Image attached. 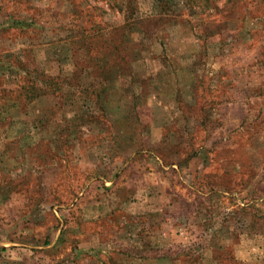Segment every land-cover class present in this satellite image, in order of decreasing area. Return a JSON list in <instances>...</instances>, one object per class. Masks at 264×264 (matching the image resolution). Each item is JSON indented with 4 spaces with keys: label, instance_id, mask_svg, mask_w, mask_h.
Listing matches in <instances>:
<instances>
[{
    "label": "rangeland",
    "instance_id": "374dc122",
    "mask_svg": "<svg viewBox=\"0 0 264 264\" xmlns=\"http://www.w3.org/2000/svg\"><path fill=\"white\" fill-rule=\"evenodd\" d=\"M184 1L0 0V264H264V1L194 0L192 12ZM135 6L142 19L128 31ZM222 18L233 22L219 33L194 29ZM132 41L143 59L129 69L135 82L147 56L166 72L159 101L176 146L160 147L165 129L145 108L110 109L134 102L128 83L122 94L82 93L99 83L91 59ZM27 78L62 86L27 100ZM209 141L232 148L227 164L211 151L221 162L204 169L223 187L211 193L188 187ZM151 149L194 161L177 174L132 154Z\"/></svg>",
    "mask_w": 264,
    "mask_h": 264
},
{
    "label": "crops",
    "instance_id": "0c3cea01",
    "mask_svg": "<svg viewBox=\"0 0 264 264\" xmlns=\"http://www.w3.org/2000/svg\"><path fill=\"white\" fill-rule=\"evenodd\" d=\"M258 1H264V0H258ZM193 26H194V29H200L201 28V26H199L197 24H195ZM248 33H246V34L248 35ZM141 59H142V57L140 55H138V57H136V56L129 54L128 61H127L129 68L131 69L133 67L132 64L136 63L135 61H141ZM156 59H158V58H156ZM142 61H143V59H142ZM150 61H154V57H150V56L145 57V62H146L145 74H146V76L144 78H141L140 80H136V82H133L132 85L129 84V86L134 91V96H135L134 102L127 105V104L121 103L120 101H117V102L114 101V102L110 103V109L113 111H122V109H125L126 106H129V107L135 109V111H136V110L145 108L150 113L151 125H153L154 127H160V128L165 129L164 134H163L162 146H160V147L164 148L165 145L170 143L171 139H173L174 146H176V144L180 142V137L175 136L177 134L171 128V117H167L166 114H164L165 113L164 109H165L166 105H163L159 101V96L166 92L165 89H166V86H168L166 83H164L165 78H166V72H164L165 73V75H164L163 73L159 72L158 70H156V71L152 70L153 67L151 66V68H150ZM158 61L159 62L160 61H166V57L164 55H161L159 57ZM108 68L110 69V67H108ZM109 69H107L105 67V68L101 69L102 71H99V74L101 72V74H100L101 78H107L108 80L110 79V77L113 75L114 70H116V68L114 67L112 72ZM136 74L138 75L137 72H136ZM118 76L119 75L115 74L113 79L109 81V85L112 84L113 90L117 89L118 92L120 94H122V90L120 89L122 87V77H118ZM215 76H216V74H215ZM161 79H162V83H161ZM173 79H174V77H173ZM124 92H125V90H124ZM206 131H210V130L206 129ZM257 134L258 133H254L253 136H256ZM225 136H228V134ZM205 137L208 138L209 134H205ZM222 140L226 141V138L221 137L220 139L215 140V141L220 142L218 144H221ZM6 142L8 144V140L5 141L4 138H2L0 140V145H3L4 143L6 144ZM216 142L209 141L208 144H205V145L203 142V145H201L199 147L202 150L199 151V153H197V156L195 158L194 167L196 166V168H195L196 171H194V173L191 174V179H193L196 184L194 186H192V185L188 186L189 188H191L193 190H198V191L205 189L210 193L212 191H216L217 189L223 188L221 184H218L215 181H211L212 178H218L222 174H218L216 170L212 171V170L204 169L207 166L209 161H211V164L216 166V167L220 164L219 162H221V160H220L221 157L219 159L217 158L218 157L217 152H215V153L211 152L213 149L214 150L218 149V148L222 149V151L224 152L223 158H224V161L226 164H227L228 158L232 159V152H231L232 148L228 147L227 144H225L223 146H218V144ZM140 153H146L147 154L146 157H148V158L151 155V157H155L156 159H158L160 162V165H159L160 169H162V170L169 169L170 171L176 172L177 174H179L180 172H185V170L186 171L189 170V169H187V167L191 168V164H193V161H194V157L189 158V156H187L185 153L177 152V151H172L171 153H168L166 156H165V154L167 152L164 155L156 154V152L152 151V149L151 150H137V151H134V153H132V154H140ZM18 154H20V153H18ZM31 155H33V154L31 153ZM171 156H173V157L171 158ZM232 168H233V165H232L231 169ZM110 177L111 176L107 177L106 175L100 176V178L103 180V182L113 181L114 176H112V178H110ZM205 178H209V180L211 182H203V179H205ZM200 185L204 186V187H201ZM153 186L154 187H160L159 183H155Z\"/></svg>",
    "mask_w": 264,
    "mask_h": 264
},
{
    "label": "trees",
    "instance_id": "16d2710c",
    "mask_svg": "<svg viewBox=\"0 0 264 264\" xmlns=\"http://www.w3.org/2000/svg\"><path fill=\"white\" fill-rule=\"evenodd\" d=\"M208 1V0H207ZM185 5L187 8H185V10L187 11H190L192 12V10L196 9L197 8V4L194 0H185ZM214 7V6H213ZM136 9V11H135ZM215 12H219L217 11V7H215L214 9H211V12L214 11ZM160 13L163 14V16H167V17H170V18H174L176 16H180V14H178V12H174V11H170L167 7L163 8V10H158ZM136 12H137V8L136 6L135 7H132L130 10H129V13L127 14V18L130 19V21H133L131 22L130 24V27H129V30L128 31H132L131 30V26L134 24V21H140L142 18L141 17H138V15H136ZM224 14V12L222 13V15ZM149 18L151 19H147L149 21H152L153 20V16H150ZM245 20H248L250 21V18L249 17H246L244 16ZM242 18V19H244ZM222 22V23H221ZM232 23V21H230L228 18H222L220 20V22H212V21H202L200 23H196L197 25L201 26V28L199 30H204V31H207V35H212V34H215V33H219V31H223L224 29V25L226 23ZM137 23L135 22V25ZM127 25V26H128ZM228 26V24L226 25ZM120 30H122L121 32V37H123V35H126V34H123L127 31L128 28H123V26H121L120 28H118ZM239 30H241L239 28ZM140 31L139 28H136V33L138 34ZM238 31V30H237ZM134 32V31H133ZM238 35H242L244 33H248L246 32V30H241V31H238L236 32ZM130 39V38H128ZM131 41V40H130ZM131 45V47H130ZM129 46H125L121 49H119V47H117V49L115 48L114 50V53L112 52H109V50H105V49H102L100 51V53H98V55L95 57V58H92L91 60H93V65L90 66L91 67V70L97 72L96 75H97V80L99 81V83H96L97 84V88H91L92 91H89V88L90 86L92 87V85H90L91 83L89 84H85L82 88V93H85L86 95L87 94H94L96 96V98L98 96H100L101 94L107 92V90L109 91H112L113 90V87H112V84L109 85V81L113 79V77L116 75H119L118 77H122V82H124L125 84H127V87L130 85H132L133 82H135L132 78H131V70L129 71V65H128V57H129V54L133 55V56H136L138 57V55H140V49L138 48V42H133L130 44ZM118 51V52H117ZM134 52V53H133ZM104 55H107V57L104 58ZM104 58V59H100V58ZM112 59L113 62L110 60ZM107 68L109 69L108 67H110V71L112 72V70L114 69V67L116 68V70H114V73L113 75L110 77V79L108 80L107 78H101V72L99 74V71H102L101 69L102 68ZM83 70V69H82ZM116 72V73H115ZM40 76H42V74H39ZM30 78H27L26 83L25 84H21V86L19 88H21L20 92L21 94L24 96L25 99L27 100H31V99H34L36 97H40L42 96L44 93H46V90H43V86L45 87V89H50V93H54V90H58L62 85H61V82L58 83L56 82L55 80H52L51 78H47V79H38L39 82H35V81H32V80H29ZM37 81V79H36ZM38 83L39 86L37 85ZM124 85V84H123ZM196 86V84L194 85ZM85 87V88H84ZM90 89V90H91ZM122 91H124V88L121 87L120 88ZM133 103V102H132ZM3 108H8V105H4L3 107H0V111H3ZM133 109V108H132ZM135 110V109H134ZM204 124H205V121H204ZM7 149V146H3L2 147V151H5ZM228 180V178L226 179ZM9 181L5 182L8 183ZM225 184L227 182H224ZM227 187V186H225Z\"/></svg>",
    "mask_w": 264,
    "mask_h": 264
}]
</instances>
